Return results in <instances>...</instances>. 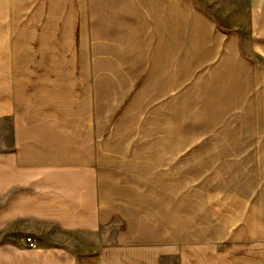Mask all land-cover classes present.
I'll return each mask as SVG.
<instances>
[{"label":"crops","instance_id":"1","mask_svg":"<svg viewBox=\"0 0 264 264\" xmlns=\"http://www.w3.org/2000/svg\"><path fill=\"white\" fill-rule=\"evenodd\" d=\"M18 1L58 3V12L40 16L52 25L62 20L63 29L18 28L14 40L1 41L5 53L8 46L9 53L23 51L24 33L31 35L32 53L118 52V60L128 66L155 69L154 80L144 72L142 97H129L132 109L149 102L146 85L180 92L190 82L192 132L217 133L207 142L214 149L206 155L207 178L224 181L217 194L226 198L212 210L210 222L237 229L239 264H264V0ZM54 35L66 36L63 45L49 38ZM120 53H127V59ZM15 59L17 64V54ZM11 61L6 58L0 67V264H143L147 256L160 264L172 252L168 244L176 245L175 254L180 245L182 256L180 207L178 216L176 208L170 209L157 225L165 229L153 240L159 247L135 246L151 243L150 218L140 211L127 225L132 232L118 233V191L136 175L109 167L118 163L119 148L127 140L119 138L118 127L114 132L110 127L104 141L108 126L102 119L101 90H76L68 85L75 77L40 75L38 69L23 77ZM83 62L69 66L101 65ZM86 78L78 80L87 84ZM176 98L174 114L181 125L183 100ZM179 143L173 146L175 154V148L181 153ZM138 146L143 154L136 158L132 146V164L149 165L150 146ZM211 163L219 175L210 174ZM140 209L145 213V204ZM28 237L35 248L26 246ZM120 242L125 245L121 249Z\"/></svg>","mask_w":264,"mask_h":264},{"label":"rangeland","instance_id":"2","mask_svg":"<svg viewBox=\"0 0 264 264\" xmlns=\"http://www.w3.org/2000/svg\"><path fill=\"white\" fill-rule=\"evenodd\" d=\"M54 6L41 4L37 1L27 4L18 0H0V45L5 38L14 40L16 37L15 30L18 28L24 32L25 30L30 32L32 29L42 32L47 27H51L50 30H62V20L55 19L52 25L51 20L47 21L40 16L53 10L58 12L61 8L58 3ZM38 37L46 38L47 36L44 34ZM22 38L24 44L22 52L14 51L13 48L9 53L10 48L8 46L7 53H5L4 48L0 47V67L4 68L7 58V60L13 61H11L12 67L16 74H22L23 77L31 74L36 75L38 69L40 75L61 74L75 77L74 80L68 81L70 82L68 85L76 90L79 87L87 86V90L92 88L94 92V88L97 86V91L101 90L103 97L101 103L103 105V123L108 126L107 130L103 131L104 141L109 138L110 127H114L113 130L111 129L112 132L118 127L121 130L118 131L119 138L127 140L125 145L119 148L118 163L109 166L121 175L126 174V172L131 173V171L136 175V179L125 178L126 181L123 182L126 186L121 188L120 185L121 189L118 191L119 218L117 223L120 226L117 230L119 235L131 231L127 225L133 215L140 211L139 214L145 219L146 217L147 219L150 218L152 227L149 231L151 235L149 239L151 243L135 246L138 248L159 247L153 243L155 242L153 240L159 238L160 232L164 233L165 229H160L157 225L160 224L161 220H164L163 218L166 217L165 215L170 209L174 211L173 209L176 208L178 216V207H180L182 212V256L179 252L180 245H177V253L175 254L173 251L176 245L171 247V244H168L166 245L167 252L171 249L172 252L162 258L160 264H239L238 244L235 242L237 238L233 234L237 232V229L213 226L210 222L213 215L212 210L222 204L226 198L223 194H217V191L223 188L224 181L207 178L209 173L206 155L209 150L210 152L214 150L211 145L210 149L207 148V142H212L209 139L215 138L217 133L192 132L191 128L194 127V124L189 106L190 82L184 83L180 92L166 91L163 84L146 85L150 88L151 98L149 97V102L143 106V102L140 101V107L132 109L129 101L134 95H140L142 92L144 72L147 74V79L154 80L153 72L155 69L128 66L126 61L118 60V52L95 53L64 50L53 53L37 51L32 53L30 51L31 35L24 33ZM49 38H54L56 44H62L66 36L54 35V37L50 36ZM16 54L17 64L14 61ZM120 54L124 59H127V53ZM83 61L86 64L92 61L102 66L96 68L69 66L84 63ZM111 64L116 65V67L110 66ZM85 75L87 76V84L78 80L79 76ZM89 76H92L91 84L88 83ZM132 76L138 78H132ZM94 78L100 79L101 83L95 85ZM134 79H139V81L133 82ZM180 95L183 100L181 125L174 114L176 111L174 102H176V97H180ZM127 126L131 127V130ZM200 126L205 127L201 124ZM180 127H182V131H180ZM219 134L221 135V133ZM131 140L133 142L130 144ZM180 140L181 153L175 148V154L173 146L175 142L177 145ZM141 143L145 145V149L146 144L150 146L151 163L149 165L146 163L143 165L142 162L132 164L135 160L131 151L132 146L136 149L135 157L138 158V154L142 157L143 148L138 146ZM170 147L173 153H169ZM165 158H169L167 163ZM210 168L211 175H219L217 172L213 174L215 173L213 163H211ZM147 172L150 174L149 179L146 176ZM213 191H215L214 195ZM142 204H145V213L140 209ZM220 213L222 214V212ZM216 214L218 213L215 212V219ZM171 230L174 232L175 229ZM224 235L226 236V243L222 241ZM212 239L218 240V242L212 243ZM208 240H211L209 244H207ZM123 246L125 245L120 242V249ZM130 256L132 255L130 254ZM143 264H158V262L150 260L147 256V260Z\"/></svg>","mask_w":264,"mask_h":264},{"label":"built area","instance_id":"3","mask_svg":"<svg viewBox=\"0 0 264 264\" xmlns=\"http://www.w3.org/2000/svg\"><path fill=\"white\" fill-rule=\"evenodd\" d=\"M25 242H26V246L30 249H33L36 247V243L34 239L31 237L26 238Z\"/></svg>","mask_w":264,"mask_h":264}]
</instances>
